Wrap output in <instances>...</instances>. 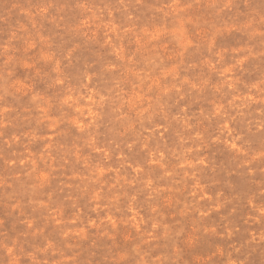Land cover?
Returning a JSON list of instances; mask_svg holds the SVG:
<instances>
[{
	"label": "rangeland",
	"instance_id": "374dc122",
	"mask_svg": "<svg viewBox=\"0 0 264 264\" xmlns=\"http://www.w3.org/2000/svg\"><path fill=\"white\" fill-rule=\"evenodd\" d=\"M0 264H264V0H0Z\"/></svg>",
	"mask_w": 264,
	"mask_h": 264
}]
</instances>
